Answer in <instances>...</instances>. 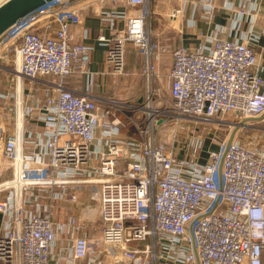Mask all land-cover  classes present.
Segmentation results:
<instances>
[{"label": "built area", "instance_id": "1", "mask_svg": "<svg viewBox=\"0 0 264 264\" xmlns=\"http://www.w3.org/2000/svg\"><path fill=\"white\" fill-rule=\"evenodd\" d=\"M98 1L48 2L0 36V61L10 57L0 70L12 75L0 91V264H264V126L254 123H264V76L243 30L256 5L221 0L227 27L170 51L166 92L156 60L176 35L149 28L153 0H109L127 14ZM170 1L169 17L189 11L192 29L220 8ZM86 11L109 76L129 77L128 54L142 55L139 104L68 87L90 64ZM229 115L253 133L204 151L197 125ZM84 185L98 199L96 228L61 212Z\"/></svg>", "mask_w": 264, "mask_h": 264}, {"label": "crops", "instance_id": "2", "mask_svg": "<svg viewBox=\"0 0 264 264\" xmlns=\"http://www.w3.org/2000/svg\"><path fill=\"white\" fill-rule=\"evenodd\" d=\"M1 1V0H0ZM238 3V2H236ZM221 0L218 3L220 8L217 14L213 18L210 25H206L200 18V14L196 15L195 28L187 27L185 20L188 17L189 11L183 17H177L171 19V9L175 8L176 2L170 0H153L150 5V10L153 14L149 18V28L161 29L162 26L169 28L176 35L174 40H165L160 43L167 47V52L161 55L157 61V74L159 78L163 80V86H168L166 73L170 67V51L178 48V46L186 48H194L199 42L198 33L204 31L210 32L212 28L218 26L227 27L229 22L230 11L221 8ZM255 4L256 18L253 23V27L248 24H244L243 30L248 33L251 31L252 37L249 34V39L255 45V53L259 60L260 66H262V75L264 76V0H252L251 5ZM98 9H106L111 11L116 9L118 12L130 13L125 9L122 2L113 5L109 0H106V4L96 2L94 4ZM82 25L81 29L87 31V38L82 42L92 47L90 64L87 68V73L79 78L71 77L68 83V87L76 93L88 92L92 96H100L107 100H119L131 104H139L143 97V79L140 76V71L143 65V58L141 54L131 53L126 58L127 67L126 70L131 73L129 77L124 76H109L106 63H104L107 47L96 40V37L100 33L99 19L91 11L82 12ZM183 18V19H182ZM123 22L118 21V27H122ZM252 27V29H251ZM109 30H105L106 36H109ZM163 40V39H162ZM157 41H155L156 44ZM264 126V123H257ZM82 193V192H81ZM80 198V197H79Z\"/></svg>", "mask_w": 264, "mask_h": 264}, {"label": "rangeland", "instance_id": "3", "mask_svg": "<svg viewBox=\"0 0 264 264\" xmlns=\"http://www.w3.org/2000/svg\"><path fill=\"white\" fill-rule=\"evenodd\" d=\"M7 0H1L0 4ZM177 39V38H176ZM166 39H161L165 41ZM167 40H174L168 39ZM10 57H7L0 61L1 66L9 67ZM14 68H12V71ZM8 73L0 70V91L7 89L6 81L8 79ZM164 90L167 92V85L164 84ZM249 123H245L244 126L241 125V122L235 120L233 116L224 117L220 121H213L212 123L197 125L199 130H197L202 139L204 140V151L213 149L216 146L217 141L228 139L230 135L234 132L237 134V137H249L252 132L250 127L245 126ZM4 167H9L5 161L2 162ZM82 192V193H81ZM94 188L91 185H84L81 189H77V195L80 197L77 205L74 207V210H63L62 215H75L77 218L86 221L88 225L92 228H96L98 220L100 218V211L98 207V199L94 198Z\"/></svg>", "mask_w": 264, "mask_h": 264}, {"label": "water", "instance_id": "4", "mask_svg": "<svg viewBox=\"0 0 264 264\" xmlns=\"http://www.w3.org/2000/svg\"><path fill=\"white\" fill-rule=\"evenodd\" d=\"M52 1L55 0H7L0 4V36L18 20ZM233 136L234 132L230 135L229 144Z\"/></svg>", "mask_w": 264, "mask_h": 264}]
</instances>
